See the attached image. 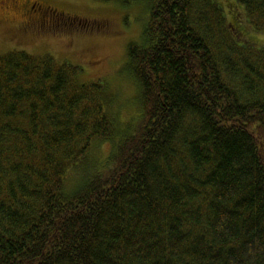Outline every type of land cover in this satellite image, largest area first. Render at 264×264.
Returning a JSON list of instances; mask_svg holds the SVG:
<instances>
[{
	"label": "trees",
	"instance_id": "16d2710c",
	"mask_svg": "<svg viewBox=\"0 0 264 264\" xmlns=\"http://www.w3.org/2000/svg\"><path fill=\"white\" fill-rule=\"evenodd\" d=\"M95 1L150 11L127 50L141 124L68 189L119 133L106 85L0 54V264H264V46L237 41L216 0ZM235 1L264 34V0Z\"/></svg>",
	"mask_w": 264,
	"mask_h": 264
},
{
	"label": "rangeland",
	"instance_id": "374dc122",
	"mask_svg": "<svg viewBox=\"0 0 264 264\" xmlns=\"http://www.w3.org/2000/svg\"><path fill=\"white\" fill-rule=\"evenodd\" d=\"M76 18L81 30L29 29L25 18L13 10L8 0H0V54L24 50L33 55H52L57 61L81 67V82L101 81L107 87V110L118 130L116 139L93 142L89 161L72 168L67 188L81 186L86 178L108 171L116 143L139 128L142 119L141 89L126 68L127 50L139 42L149 17L146 5L124 7L95 0H42ZM225 10L227 23L237 41L264 46V34L254 32L242 17L235 0H216ZM107 23L103 29L94 24Z\"/></svg>",
	"mask_w": 264,
	"mask_h": 264
},
{
	"label": "flooded vegetation",
	"instance_id": "af4514ba",
	"mask_svg": "<svg viewBox=\"0 0 264 264\" xmlns=\"http://www.w3.org/2000/svg\"><path fill=\"white\" fill-rule=\"evenodd\" d=\"M16 13H20L25 18L29 29H40L51 31L58 30H81L82 25L74 24L76 18L46 4L42 0H8ZM107 27L106 21L96 22L94 28L103 29ZM87 29V28H84Z\"/></svg>",
	"mask_w": 264,
	"mask_h": 264
}]
</instances>
